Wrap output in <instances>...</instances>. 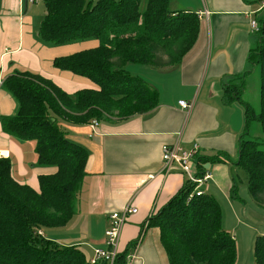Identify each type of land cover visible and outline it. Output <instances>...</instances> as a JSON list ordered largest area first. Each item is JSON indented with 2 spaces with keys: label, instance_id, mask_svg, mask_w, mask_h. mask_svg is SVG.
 <instances>
[{
  "label": "trees",
  "instance_id": "1",
  "mask_svg": "<svg viewBox=\"0 0 264 264\" xmlns=\"http://www.w3.org/2000/svg\"><path fill=\"white\" fill-rule=\"evenodd\" d=\"M44 14L38 35L42 41L65 43L95 40V47L54 58L52 65L89 80L94 88L66 93L51 80L30 70H14L2 87L15 100L12 115L1 118L3 132L33 141L36 164L55 167L38 176L37 190L17 182L10 160L0 157V264H91L77 246L46 239L43 228L65 226L77 211L85 175L87 151L72 142L61 123L87 124L142 115L157 105V91L126 70L128 63L155 69L177 65L194 44L197 13L173 10L171 0H42ZM257 44L248 55L249 70L223 86L225 101L243 108L245 126L238 141L237 166L251 197L264 205V147L246 138L256 122L264 133V15L257 18ZM259 80L256 108L243 101L247 77ZM203 158L195 155L198 173ZM187 180L153 216L146 227L159 230L168 264H235L236 244L223 229L219 202L207 193L193 194ZM233 187L230 196L234 197ZM144 227V224L141 226ZM138 240L130 243L135 246ZM94 264H106L100 261ZM114 264H125L118 254ZM253 264H264V235H257Z\"/></svg>",
  "mask_w": 264,
  "mask_h": 264
},
{
  "label": "crops",
  "instance_id": "2",
  "mask_svg": "<svg viewBox=\"0 0 264 264\" xmlns=\"http://www.w3.org/2000/svg\"><path fill=\"white\" fill-rule=\"evenodd\" d=\"M261 1L252 5L251 0H171L173 10L208 12L199 18L194 44L171 68L143 66L139 78L158 95L151 111L127 119L102 120L96 125L93 121L61 123L66 136L88 155L75 215L65 226L42 229L44 237L63 246L75 245L90 256L95 248L106 247L109 214L134 207L137 211L121 228L118 253L124 255L125 264H168L158 228L145 226L186 181L177 165L167 172L163 169L164 144L183 149L197 145L196 154L203 158L199 167L212 173L204 190L229 205L230 191L237 189L238 141L245 119L241 105L225 101L223 86L249 70V51L258 41L250 22L264 15ZM27 3L0 0V120L16 109L15 100L2 87L14 70L36 72L68 94L94 88L89 80L54 68L52 61L95 47L97 42L42 41L38 35L42 17H35L37 10L29 9ZM180 100L191 107L183 110L178 105ZM34 145L3 132L0 121V157L10 160L11 175L17 182L37 190L38 176L56 168L36 164ZM135 240V246L130 247ZM238 262L236 247L235 264Z\"/></svg>",
  "mask_w": 264,
  "mask_h": 264
},
{
  "label": "rangeland",
  "instance_id": "3",
  "mask_svg": "<svg viewBox=\"0 0 264 264\" xmlns=\"http://www.w3.org/2000/svg\"><path fill=\"white\" fill-rule=\"evenodd\" d=\"M93 2L96 0H92ZM144 1L141 0V8L144 6ZM252 5L257 4L258 0H251ZM28 2V1H27ZM28 8L37 10L35 17H42L44 14V6L42 0L28 2ZM143 64L128 63L126 68L138 77L143 76ZM245 91L241 94L243 101L251 104L256 108L258 105V88L259 80L256 71L248 77ZM116 116H108L107 119H116ZM246 138H255L262 143L264 147V133L261 131L256 122L250 124L246 133ZM195 169V164L192 165ZM235 184L237 189L233 193L232 201L229 205L224 204L220 198L219 203L223 210V229L233 237L239 256L238 264H253V246L257 235H264V205L255 201L247 188L246 174L239 167L236 176ZM204 190V187H202ZM46 228H43L45 230ZM225 230V231H226ZM226 231V232H227ZM45 236V235H44ZM46 239H49L45 237ZM51 240V239H49ZM91 255V254H90Z\"/></svg>",
  "mask_w": 264,
  "mask_h": 264
},
{
  "label": "built area",
  "instance_id": "4",
  "mask_svg": "<svg viewBox=\"0 0 264 264\" xmlns=\"http://www.w3.org/2000/svg\"><path fill=\"white\" fill-rule=\"evenodd\" d=\"M28 2H35V0H27ZM261 6H264V0L261 1ZM207 11L198 12L197 16L201 18L206 16ZM251 28L255 31L258 30V23L256 20H251ZM178 105L183 110H188L191 105L183 100L178 101ZM93 125L97 122L93 121ZM197 152V145L193 144L190 149H183L176 144H164L162 146V161L163 169L167 172L171 170L173 165H177L180 172L184 174L185 179L194 186L192 192L189 194V198L193 195H200L203 193L202 187L212 178L211 171L202 170L198 173L196 168L192 167L195 164V155ZM137 210L134 207H126L121 211L111 212L108 216V227L104 233V240L106 247H97L93 250L92 254L87 257L88 262L91 264L104 261L106 264H114L116 257L118 256V240L123 224L128 217L135 213ZM146 226V223H145Z\"/></svg>",
  "mask_w": 264,
  "mask_h": 264
}]
</instances>
